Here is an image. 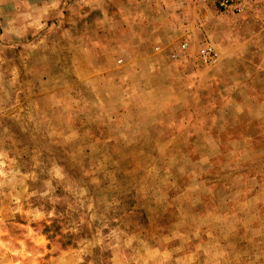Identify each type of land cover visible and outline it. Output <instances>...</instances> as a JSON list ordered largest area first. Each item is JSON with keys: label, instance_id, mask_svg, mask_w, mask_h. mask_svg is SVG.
<instances>
[{"label": "rangeland", "instance_id": "1", "mask_svg": "<svg viewBox=\"0 0 264 264\" xmlns=\"http://www.w3.org/2000/svg\"><path fill=\"white\" fill-rule=\"evenodd\" d=\"M51 1L0 36V264H264V2Z\"/></svg>", "mask_w": 264, "mask_h": 264}, {"label": "crops", "instance_id": "2", "mask_svg": "<svg viewBox=\"0 0 264 264\" xmlns=\"http://www.w3.org/2000/svg\"><path fill=\"white\" fill-rule=\"evenodd\" d=\"M51 2V0H0L1 38L7 32L26 31L31 29V26H37L41 22V16L52 8ZM226 65L230 66V61L226 60ZM234 77L235 75H231V82L238 78Z\"/></svg>", "mask_w": 264, "mask_h": 264}, {"label": "built area", "instance_id": "3", "mask_svg": "<svg viewBox=\"0 0 264 264\" xmlns=\"http://www.w3.org/2000/svg\"><path fill=\"white\" fill-rule=\"evenodd\" d=\"M219 8L223 11L232 12L235 14H243L248 10H252L255 6L263 3L264 0H216ZM190 43L188 39H184L178 49L173 51L172 57L175 59H181L183 56H187ZM219 51L216 45L209 39L201 44L199 49V60L207 65L216 64L219 60Z\"/></svg>", "mask_w": 264, "mask_h": 264}]
</instances>
